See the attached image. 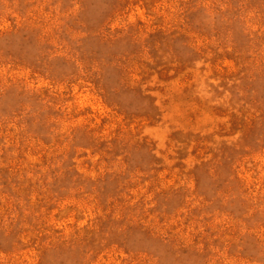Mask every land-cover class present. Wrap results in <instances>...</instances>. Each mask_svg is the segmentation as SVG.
Listing matches in <instances>:
<instances>
[{
    "label": "rangeland",
    "instance_id": "374dc122",
    "mask_svg": "<svg viewBox=\"0 0 264 264\" xmlns=\"http://www.w3.org/2000/svg\"><path fill=\"white\" fill-rule=\"evenodd\" d=\"M0 264H264V0H0Z\"/></svg>",
    "mask_w": 264,
    "mask_h": 264
}]
</instances>
